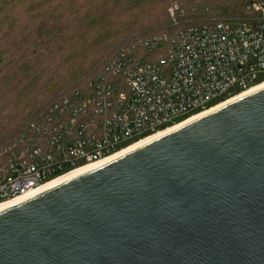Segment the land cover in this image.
<instances>
[{"label": "water", "instance_id": "obj_1", "mask_svg": "<svg viewBox=\"0 0 264 264\" xmlns=\"http://www.w3.org/2000/svg\"><path fill=\"white\" fill-rule=\"evenodd\" d=\"M0 264H264V88L1 211Z\"/></svg>", "mask_w": 264, "mask_h": 264}, {"label": "built area", "instance_id": "obj_2", "mask_svg": "<svg viewBox=\"0 0 264 264\" xmlns=\"http://www.w3.org/2000/svg\"><path fill=\"white\" fill-rule=\"evenodd\" d=\"M178 9H169L175 24ZM261 76L264 0L244 15L140 38L107 55L81 87L63 92L0 147V202L116 154Z\"/></svg>", "mask_w": 264, "mask_h": 264}, {"label": "trees", "instance_id": "obj_3", "mask_svg": "<svg viewBox=\"0 0 264 264\" xmlns=\"http://www.w3.org/2000/svg\"><path fill=\"white\" fill-rule=\"evenodd\" d=\"M65 1L0 0V147L63 92L81 87L107 55L191 23L244 15L262 0Z\"/></svg>", "mask_w": 264, "mask_h": 264}, {"label": "bare ground", "instance_id": "obj_4", "mask_svg": "<svg viewBox=\"0 0 264 264\" xmlns=\"http://www.w3.org/2000/svg\"><path fill=\"white\" fill-rule=\"evenodd\" d=\"M263 88H264V81L253 86L252 88H250L248 90H245V91H243V92H241V93H239V94H237L231 98L226 99L225 101H222V102L212 106L211 108H209L205 111L194 114L193 116L188 117V118L184 119L183 121L176 123L173 126H170L166 129H163V130L159 131L158 133H155L154 135L143 138L140 141L132 144L131 146L126 147L123 150L117 152L116 154H113V155H111V156H109V157H107V158H105L99 162L89 163V164H87L81 168H78L76 170L71 171L70 173H68L64 176L53 179L52 181H49L46 184L39 186L38 188L32 189V190H30V191H28L22 195H19L16 198L0 202V212L11 207V206H14V205L20 203V202H22L28 198H31V197H33V196H35V195H37V194H39L45 190H48V189H50V188H52V187H54V186H56L62 182H65V181H67V180H69V179H71V178H73L79 174H82V173H84V172H86V171H88V170H90L96 166H99V165H101V164H103V163H105V162H107L113 158H116V157L130 151V150H133L137 147L145 145V144H147V143H149V142H151V141H153L159 137H162V136H164V135H166L172 131H175V130L195 121L196 119H198L204 115H207L211 112H214V111H216V110H218V109H220V108H222V107H224V106H226V105H228V104H230V103H232V102H234V101H236L242 97H245V96L252 94V93H254L260 89H263Z\"/></svg>", "mask_w": 264, "mask_h": 264}, {"label": "rangeland", "instance_id": "obj_5", "mask_svg": "<svg viewBox=\"0 0 264 264\" xmlns=\"http://www.w3.org/2000/svg\"><path fill=\"white\" fill-rule=\"evenodd\" d=\"M94 1H98V0H94ZM65 2H66L67 4H68V3H73V0H66ZM82 2H83V1H82ZM82 2H81V3H82ZM81 3H80V4H81ZM92 5H93V2H92L90 5L85 4L84 7H83V9H84V8L87 9V7H91ZM94 5H95V3H94ZM109 43H110V42H109ZM97 49L99 50V48H97ZM261 78H264V76H261Z\"/></svg>", "mask_w": 264, "mask_h": 264}]
</instances>
